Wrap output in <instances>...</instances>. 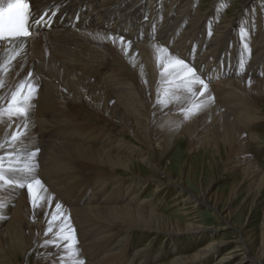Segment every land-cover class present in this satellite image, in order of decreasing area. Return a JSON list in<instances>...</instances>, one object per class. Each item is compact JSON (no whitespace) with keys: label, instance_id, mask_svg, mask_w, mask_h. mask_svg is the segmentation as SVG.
<instances>
[{"label":"bare ground","instance_id":"6f19581e","mask_svg":"<svg viewBox=\"0 0 264 264\" xmlns=\"http://www.w3.org/2000/svg\"><path fill=\"white\" fill-rule=\"evenodd\" d=\"M201 1L27 0L30 21L46 12L47 23L33 25L22 44L0 41V97L10 98L21 82L39 88L27 116L26 138L15 149L5 147L19 154L39 149L37 178L47 191L39 190L43 199L33 207L26 188L0 187V264H55L64 255L66 242L60 248L42 246L63 223L58 217L54 232L45 235L57 204L70 214L85 264L128 261L129 245L122 237L115 245L108 242L121 231L159 235L174 243L211 238L195 253H177L165 262L204 264L224 246L226 241L217 239L228 227L238 231L239 245L213 264H264V213L260 238L243 237L252 224L247 219L264 203V166L254 150L264 146V133L257 129L264 125L263 1L245 0L239 8L233 0H212L210 8ZM7 3L0 0V6ZM109 35L132 42L127 54V45ZM158 47L167 51L158 52ZM170 56L197 70L208 84L203 96L202 85L194 86L195 96L175 87L183 79L179 69L161 76ZM108 66L114 71L103 79ZM162 88L180 99L158 105ZM209 93L214 101L207 100ZM201 101L207 106L185 119L182 110ZM24 123L16 118L9 126L4 119L0 141L10 140L9 133ZM89 128L104 136L102 143L88 138ZM199 156L209 160L212 176L194 188L186 177H195ZM218 168L219 177L213 175ZM234 173L238 177L227 195L213 191L215 182ZM83 175L95 182L71 189L68 179ZM122 179L114 195H108V186ZM153 183L150 196L175 192L171 206L186 209V220L168 214L167 206L156 209L148 198L121 205L134 200V188L141 192ZM100 198L108 206L96 205ZM202 206L212 208L221 226L197 222Z\"/></svg>","mask_w":264,"mask_h":264},{"label":"snow or ice","instance_id":"6c2138e0","mask_svg":"<svg viewBox=\"0 0 264 264\" xmlns=\"http://www.w3.org/2000/svg\"><path fill=\"white\" fill-rule=\"evenodd\" d=\"M54 14L55 13H53V15ZM46 15L47 13L45 12L44 15H41L38 19L32 18L30 21L32 13L30 11V4L27 0H8L6 7L0 6V41L7 40L10 43L19 41L22 44L24 38L31 35L30 28L33 25L47 23L44 19ZM108 39L113 42H116L118 39L121 45L126 44V54L128 49L132 46V42H126L123 36L113 37L109 35ZM157 51L162 52L167 51V49L158 47ZM160 58L163 59V57ZM168 69L180 70V73L183 74V79L179 84H176L175 87L183 88L192 96L196 95V92L193 91L196 85H202V88L199 90V95L201 96L208 90V84L200 77L197 70L189 66L183 59L170 56L167 60L165 70L161 73L162 77L166 75ZM167 83L172 84V81L169 80ZM248 83L251 85V80H249ZM0 87H2V85H0ZM38 88L39 86L34 83L21 82L18 84L16 90L10 93V98L0 97V101H6V106H0V122H3L4 119H8L10 121L9 126H11V122L16 118H22L25 121L22 129L18 125L16 132L9 133L11 137L10 140L5 139L4 141H0V152L7 153V155H0V187L10 186L21 189L26 188L32 200L33 207L37 206L38 199H43V197L39 196V190L43 189L45 192L47 191L44 189L41 180L37 178L39 164L36 161V156L39 149L37 148L35 151H27L26 153L19 154L9 152L5 145L15 149V145L26 138V133L28 131V124L26 122L27 116L34 107L32 101L36 98ZM160 92L161 95H158L157 99L158 105H167L172 101H178L180 99V97L173 95L169 88H162ZM207 100L214 101V96L209 93ZM206 106L207 104L204 101L192 104L191 108L182 110L184 118L190 119L194 117ZM15 165H19V167ZM16 173L21 174L19 179L16 178ZM49 195L51 196V194ZM0 206H3V204L0 203ZM56 209L57 215L52 217V221L49 223L45 235L54 232L52 223L56 222L58 217L62 216L64 218L63 223L59 230L55 232L54 238L44 240L42 246L60 248L61 243L66 242L63 243V248L61 249L64 255H61L55 264H85V261L80 258L81 251L77 247L78 241L75 236V229L71 226L70 214L65 213L63 211V206L60 204L56 205Z\"/></svg>","mask_w":264,"mask_h":264},{"label":"rangeland","instance_id":"374dc122","mask_svg":"<svg viewBox=\"0 0 264 264\" xmlns=\"http://www.w3.org/2000/svg\"><path fill=\"white\" fill-rule=\"evenodd\" d=\"M211 1L212 0H202L201 6L203 8H210V6H211L210 2ZM233 1L235 2V4H237L236 6L238 8H239V5H243L245 2V0H233ZM262 1H263L262 6L264 8V0H262ZM233 10H234V6L230 5V8H228L229 16H231V13L234 12ZM212 59H214V57ZM105 70L107 71V73L103 74V76H102L103 79H105V78L107 79L108 74L111 71H114V68H111L108 66ZM182 89L183 88H181V90ZM89 129L92 131V134L90 136H88V138L91 139L92 141H95L96 142L95 145L102 143L104 140V136L97 137L98 131L92 130L91 128H89ZM257 129H258V131L260 129V132L264 133V125H258ZM76 135L81 136L82 134L77 133ZM263 148H264V146L259 147V148L255 147L254 150H255V154H256L258 160H260L261 162L263 161L262 164L264 166V149ZM194 165L196 168L195 177H193V178L186 177V178H187V181L190 182L194 188H198L201 180L203 181L204 184H207V182L211 178L212 174L209 173V171H210L209 169H210L211 164L207 158L199 156V157L194 159ZM220 172L221 171H219V168H218V169H216V172L213 175L219 177ZM237 175H238L237 173H234L228 179L220 178L217 182L214 183L213 191H216V192L219 191L218 193H220L221 195H222V193H225L227 195L229 190H230L231 184L234 182L235 179H237V177H238ZM127 177L130 178L129 176H127ZM68 180H69V182L67 184L71 185V189H77L82 184L90 183V181L95 182V178H89V177H86V175H83V177H80V178H77L75 176H71ZM75 182H77V183L75 184ZM124 182H125V180L122 179L121 181L115 182L111 186H108V191H109L108 195H114L115 189L117 188L116 185H119L120 183L122 184ZM109 183H110V181H109ZM127 183L129 184V181H127ZM67 184H63V185H67ZM57 185H59V184H57ZM154 186H155V184L153 183V184L149 185L148 187L144 188L141 192H139V191L142 188L141 189L134 188L131 191V194L135 196L134 200L130 203L122 202L121 205H134L136 203L138 204L141 200H145L148 198L147 200L151 201L152 206L156 205V209H158V210H162L163 207L167 206L168 207V210H167L168 214L175 213L177 217L178 216L179 217L184 216L185 220H186V218L189 217V215L186 214V212H185L186 209H183V208L178 209L179 205L171 206L173 204V202L170 201V198L175 192H171V193L167 194V196L166 195L164 196L162 193L159 195H156L157 194L156 193V194L150 196L151 192L154 189ZM124 192L125 191H121L119 196L121 197V195ZM108 195L103 196V198H105V201H107ZM99 197H100V195H99ZM117 197H118V195H117ZM117 201L118 202L121 201V198H118ZM106 203H104L102 205L101 204V198H100V201L95 202V204L99 205V206H105ZM106 206H108V205H106ZM263 209H264V203H262L261 207L258 209V211L256 213H254L253 215L251 214L250 219H247V220H251L252 224H251V226L248 227L247 233L243 236L245 239H251V241H253L255 239L260 238V233L262 232V227H263V226H261L262 225L261 219H262V216L264 213ZM197 216H198L197 217L198 223H201V224L206 225V226H221L219 218L213 212L212 208H209L208 206H202V208H200L197 211ZM233 223H237V221L233 222ZM241 223H242V221H241ZM104 229H105V226H104ZM251 230L253 232H251ZM112 231L114 233H116L117 230H113V228H112ZM236 231L237 230H235L233 227H228V228L220 230L217 240L222 238L226 242H225V244H223L224 246L216 254V256H214L210 260H207L204 264L216 263L222 257L223 253H226V252L232 250L235 246L239 245V242L237 241L239 234H238V231L237 232ZM121 233H123V234H121ZM97 234L98 233H96L95 235H97ZM143 236H144V238H143ZM121 237L123 239L121 242L125 243V241H126L129 245L128 246V253L126 255V258L128 261H125L123 264H129V262H132V264H138L139 262H142V264H146L149 260H150L149 264H162V263L166 264V263H169V261H170L169 259H172L173 256H175L177 253L182 254V255L193 254L196 252V250L198 248L205 246L211 240V238H203V239H200L198 241H197V239H191V240L186 239L184 241H176L174 243V242H171L169 240L166 241V239L164 237L159 236V235L152 237V235L139 234V232H137V231H133V232L132 231H130V232L121 231L119 233H116V236L113 239L112 238L109 239L108 242H112V244L115 245V243L118 242V240ZM138 251L139 252L141 251V252L139 253ZM139 259H140V261H139Z\"/></svg>","mask_w":264,"mask_h":264}]
</instances>
